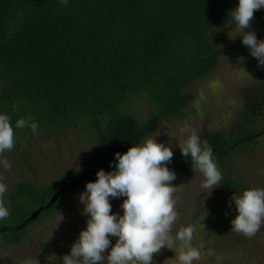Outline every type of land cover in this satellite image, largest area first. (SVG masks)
Segmentation results:
<instances>
[{
	"label": "trees",
	"instance_id": "trees-1",
	"mask_svg": "<svg viewBox=\"0 0 264 264\" xmlns=\"http://www.w3.org/2000/svg\"><path fill=\"white\" fill-rule=\"evenodd\" d=\"M237 6L238 0H67L66 6L61 0H0V114L9 116L14 136L75 129L95 140L83 165L50 185L19 182L4 202L9 216L0 227L23 223L116 146L142 143L167 119H188L197 94L185 89L218 66L223 49L210 33L229 24ZM135 100L154 105L149 116L130 109ZM29 116L38 124L35 134L15 127ZM258 119L244 113L233 136L220 130L207 139L228 192L256 188L226 164L241 147L261 144L264 130L252 128ZM190 159L176 152L167 167L193 173ZM114 161L115 155L63 191L24 229L0 234V243L21 244L31 226L59 212Z\"/></svg>",
	"mask_w": 264,
	"mask_h": 264
},
{
	"label": "rangeland",
	"instance_id": "rangeland-1",
	"mask_svg": "<svg viewBox=\"0 0 264 264\" xmlns=\"http://www.w3.org/2000/svg\"><path fill=\"white\" fill-rule=\"evenodd\" d=\"M235 28L234 21L214 29L210 39L223 49L218 66L205 78L190 84L185 91L194 92L197 97L187 109L188 119L165 120L150 136L159 143L181 152L178 144L187 139L180 134V127L195 128L203 141L216 131H224L230 137L236 132L244 113L259 114L252 126L264 130V66L258 67L256 58L250 55L242 38L230 39ZM259 40H264V9L254 13L251 27ZM243 57V60H240ZM250 74V77L248 74ZM130 109L142 116H149L152 103L133 101ZM127 109H129L127 107ZM95 146V140L88 132L75 129L58 130L51 134L14 136V147L0 155V182L6 185L4 202L12 189L23 180H31L43 187L50 185L62 174L79 168L87 160ZM7 159L11 168L5 170L2 161ZM114 161L106 172L115 170ZM226 169L241 182L264 188V136L261 144L241 147L226 164ZM204 177L199 172L176 174L172 181L177 186L174 193L178 219L173 225L172 235L185 226L195 229L192 244L201 253V259L193 264H264V224L255 236L247 238L231 231V220L238 214L233 194L244 190L233 188L226 191L222 184L207 195L201 187ZM79 191L62 204V209L52 215H45L31 226L25 239L19 245L0 243V264H26L36 257L39 264H63L62 257L69 254L71 245L79 233L86 229L88 216L83 214L84 205L79 201ZM126 197L109 198L112 213L123 215L121 204ZM231 204V206H229ZM207 212V215H206ZM63 220L59 223V216ZM204 225V227H203ZM114 245L116 237H109ZM110 248L104 253L107 256ZM55 254L57 259L47 258ZM106 264V260L102 262ZM153 264H177L175 253L163 248L153 256Z\"/></svg>",
	"mask_w": 264,
	"mask_h": 264
},
{
	"label": "clouds",
	"instance_id": "clouds-1",
	"mask_svg": "<svg viewBox=\"0 0 264 264\" xmlns=\"http://www.w3.org/2000/svg\"><path fill=\"white\" fill-rule=\"evenodd\" d=\"M61 3L66 6L67 0H61ZM262 8L264 0H238V6L231 12L235 28L232 34L228 33L230 39L242 38V44L257 59L258 67L264 66V40H259L255 32L247 29L251 27L254 13ZM15 127H30L35 134L38 124L29 116L18 119ZM180 134H187V139L178 144L181 154L190 156L192 171L202 174L201 187L210 196L222 180L213 159V149L190 125L180 127ZM13 147L14 129L10 118L0 114V155ZM173 155L172 148L157 142L156 136L131 146L123 154L115 153V170L97 171V179L88 182L86 190L79 195V201L84 205L83 214L89 219L86 229L71 245L70 253L63 255V264H102L105 260L106 264H153L154 254L163 248L175 253L177 264H193L200 260L201 253L192 244L194 227H181L172 235L178 219L174 199L177 186L172 184L176 174L167 165L172 162ZM2 163L5 170L11 168L7 159ZM6 191V185L0 182V220L9 216L3 199ZM121 196L126 197L121 204L122 216L112 213L109 201L110 197ZM230 201L234 202L238 213L231 220V231L247 238L255 236L264 224V188L246 189L242 194H233ZM62 220L60 214L59 223ZM109 237L117 238L114 245ZM110 246L111 250L105 256ZM47 259L55 261L57 257L53 253ZM26 264H39V261L34 257Z\"/></svg>",
	"mask_w": 264,
	"mask_h": 264
},
{
	"label": "water",
	"instance_id": "water-1",
	"mask_svg": "<svg viewBox=\"0 0 264 264\" xmlns=\"http://www.w3.org/2000/svg\"><path fill=\"white\" fill-rule=\"evenodd\" d=\"M128 149L123 148L122 146L118 145L115 148L111 149L110 151H108L104 157L101 159V161L92 169H90L87 173H85L82 177L74 180L73 182H71L69 185L65 186L63 189H61L59 192H57L51 199V201L46 205V206H42L39 209H37L36 211H34L32 213V215L27 218L23 223H21L18 226L15 227H0V234L3 233H7V232H14V231H20L22 229H24L25 227L28 226L29 223L37 220L39 218V216L41 215V213L50 208L52 205H54L60 198L61 194L63 191L67 190V189H71L74 186H76L79 182H81L83 179H85L94 169H96L97 167L103 166L105 165L109 159L115 155V153L119 152V153H125Z\"/></svg>",
	"mask_w": 264,
	"mask_h": 264
}]
</instances>
